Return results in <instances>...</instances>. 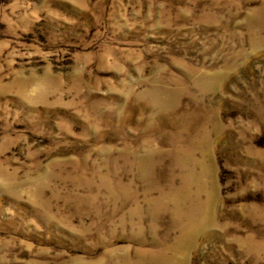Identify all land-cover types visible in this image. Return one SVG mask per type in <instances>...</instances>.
I'll return each mask as SVG.
<instances>
[{
	"label": "rangeland",
	"instance_id": "1",
	"mask_svg": "<svg viewBox=\"0 0 264 264\" xmlns=\"http://www.w3.org/2000/svg\"><path fill=\"white\" fill-rule=\"evenodd\" d=\"M0 264H264V0H0Z\"/></svg>",
	"mask_w": 264,
	"mask_h": 264
}]
</instances>
